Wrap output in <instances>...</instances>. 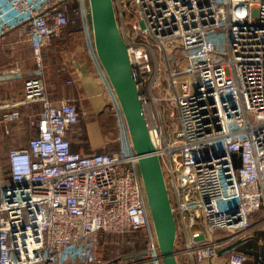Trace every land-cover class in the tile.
Here are the masks:
<instances>
[{
    "label": "built area",
    "instance_id": "obj_1",
    "mask_svg": "<svg viewBox=\"0 0 264 264\" xmlns=\"http://www.w3.org/2000/svg\"><path fill=\"white\" fill-rule=\"evenodd\" d=\"M70 1L89 31L88 0H0V39L17 30L35 50L33 67L0 66V84L23 82L20 95H0V128L8 136L25 119L30 130L0 160V264H162L140 155L100 61L121 122L116 150H74L77 104L49 95L43 51L69 23ZM113 1L177 222L178 260L248 264L238 244L264 226V0ZM136 231L142 255H98L99 234Z\"/></svg>",
    "mask_w": 264,
    "mask_h": 264
},
{
    "label": "water",
    "instance_id": "obj_2",
    "mask_svg": "<svg viewBox=\"0 0 264 264\" xmlns=\"http://www.w3.org/2000/svg\"><path fill=\"white\" fill-rule=\"evenodd\" d=\"M94 46L122 107L133 148L138 155L148 206L153 219L162 264H181L176 256L177 222L172 210L160 158L155 151L142 97L119 25L113 0H89Z\"/></svg>",
    "mask_w": 264,
    "mask_h": 264
},
{
    "label": "rangeland",
    "instance_id": "obj_3",
    "mask_svg": "<svg viewBox=\"0 0 264 264\" xmlns=\"http://www.w3.org/2000/svg\"><path fill=\"white\" fill-rule=\"evenodd\" d=\"M77 4L76 2L71 3V10L69 11V24L66 26L64 32L53 38L52 41L43 51L44 62H45V72L46 81L48 85V90L51 96L54 98V93L57 91L60 84H65L66 88H70L72 81L74 79V74H72V65L68 60L71 55L70 51L80 50L87 51L84 44L83 35L81 33L80 25L78 23L79 17L77 15ZM88 19L91 24V12L88 0ZM92 38L93 29L92 24L90 25ZM216 35L220 37L223 46L225 47L226 39L225 33L222 29H217ZM35 50L33 45L29 41V36L26 33H22L17 30L10 31L5 37L0 39V64L5 63L9 65L13 62L20 63L23 67H33ZM186 56L185 53L181 52V59ZM71 81V83H69ZM53 85V89H52ZM155 94H159L160 91H154ZM63 98V97H62ZM120 124L118 116L115 113L114 108L108 110L105 117V128L107 129L108 135L113 137L115 140L118 139L120 134ZM30 135L29 127L24 119L20 125H13V132L10 135H5L2 128H0V160L3 162L5 160L6 153L13 146L23 145ZM114 143V142H113ZM118 144V141L114 143ZM264 232V226L262 229H251L250 235H254L255 232ZM251 239V238H250ZM249 239L245 240L243 243L239 242L240 245H245ZM95 247H98V255L102 256L103 259L110 260H120L123 256L130 255L145 246V237L142 232H128V233H109V234H99L97 239L94 241ZM254 247L257 249V259H250L248 264H263L264 262V235L262 239H255ZM261 253V258L258 257ZM118 258V259H116ZM107 261V260H106ZM65 262V261H64Z\"/></svg>",
    "mask_w": 264,
    "mask_h": 264
},
{
    "label": "crops",
    "instance_id": "obj_4",
    "mask_svg": "<svg viewBox=\"0 0 264 264\" xmlns=\"http://www.w3.org/2000/svg\"><path fill=\"white\" fill-rule=\"evenodd\" d=\"M76 12L79 17L78 23L87 51L84 52L78 49L70 51L71 57L68 60L70 61V65H72L74 79L72 83L69 82L72 84L70 88H66L64 83L60 84L61 87L54 93V99L70 97L77 104L80 111L79 122L73 125L67 133L74 150L81 153L116 150L118 144L115 145L114 143L117 139L115 140L108 135L104 125L106 114L111 109L108 82L94 51L95 46L91 34L90 21H88L90 29L88 31L86 24H84L79 14L78 6ZM4 65L5 63L0 64V66ZM44 80L47 85L46 72ZM22 85L23 82L21 80L15 81L12 84H0V95L4 98L16 97L20 95ZM49 95L51 96L50 92Z\"/></svg>",
    "mask_w": 264,
    "mask_h": 264
},
{
    "label": "trees",
    "instance_id": "obj_5",
    "mask_svg": "<svg viewBox=\"0 0 264 264\" xmlns=\"http://www.w3.org/2000/svg\"><path fill=\"white\" fill-rule=\"evenodd\" d=\"M72 2L74 3V1H70V10H71V3ZM55 37H57V36H55ZM105 234H109V233H105ZM262 235H264V232H262V231L255 232L254 235L251 237V239L249 238V241L247 242V244L239 246V248L241 247V249L245 250V252H246V254H247L249 259H251V258L254 259V260L257 259V255H258L257 252L258 251L256 250L257 248L254 247L253 245H254L255 239L262 238ZM143 248L144 247H142V248H140L138 250H135L134 253H132L130 255H127V256H123L122 258L140 256L143 253ZM258 257H261V253H260V255ZM116 259H118V258H116ZM105 260H107V262L108 261H115V259H113V260L105 259Z\"/></svg>",
    "mask_w": 264,
    "mask_h": 264
}]
</instances>
